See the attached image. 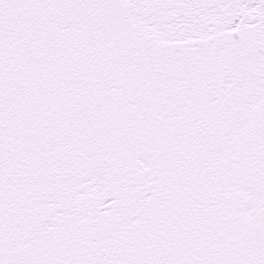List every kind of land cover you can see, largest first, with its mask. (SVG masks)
I'll return each mask as SVG.
<instances>
[{
	"label": "snow or ice",
	"instance_id": "obj_1",
	"mask_svg": "<svg viewBox=\"0 0 264 264\" xmlns=\"http://www.w3.org/2000/svg\"><path fill=\"white\" fill-rule=\"evenodd\" d=\"M0 264H264V0H0Z\"/></svg>",
	"mask_w": 264,
	"mask_h": 264
}]
</instances>
